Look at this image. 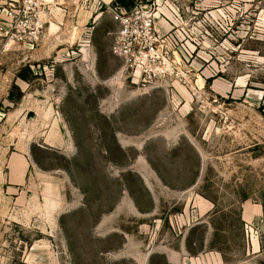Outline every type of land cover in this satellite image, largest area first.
<instances>
[{"label": "rangeland", "instance_id": "1", "mask_svg": "<svg viewBox=\"0 0 264 264\" xmlns=\"http://www.w3.org/2000/svg\"><path fill=\"white\" fill-rule=\"evenodd\" d=\"M116 1L0 0V264H264V0Z\"/></svg>", "mask_w": 264, "mask_h": 264}, {"label": "built area", "instance_id": "2", "mask_svg": "<svg viewBox=\"0 0 264 264\" xmlns=\"http://www.w3.org/2000/svg\"><path fill=\"white\" fill-rule=\"evenodd\" d=\"M19 7L11 32L10 42H24L38 38L45 28V14L57 5L75 6L78 10H90L98 0H13ZM104 1V0H103ZM14 4V6H16ZM20 13V14H19ZM151 24H147L149 28Z\"/></svg>", "mask_w": 264, "mask_h": 264}, {"label": "trees", "instance_id": "3", "mask_svg": "<svg viewBox=\"0 0 264 264\" xmlns=\"http://www.w3.org/2000/svg\"><path fill=\"white\" fill-rule=\"evenodd\" d=\"M134 0H117L116 3L120 4V6H123L125 8H131L133 6Z\"/></svg>", "mask_w": 264, "mask_h": 264}, {"label": "bare ground", "instance_id": "4", "mask_svg": "<svg viewBox=\"0 0 264 264\" xmlns=\"http://www.w3.org/2000/svg\"><path fill=\"white\" fill-rule=\"evenodd\" d=\"M47 1H51V0H47ZM170 259H171V261H172V260L175 261V260H174V256H171Z\"/></svg>", "mask_w": 264, "mask_h": 264}]
</instances>
